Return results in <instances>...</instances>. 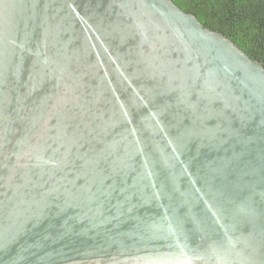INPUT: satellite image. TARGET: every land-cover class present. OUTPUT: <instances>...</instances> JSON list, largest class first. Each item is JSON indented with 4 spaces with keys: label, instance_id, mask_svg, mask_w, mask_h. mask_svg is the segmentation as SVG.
I'll use <instances>...</instances> for the list:
<instances>
[{
    "label": "water",
    "instance_id": "95a60500",
    "mask_svg": "<svg viewBox=\"0 0 264 264\" xmlns=\"http://www.w3.org/2000/svg\"><path fill=\"white\" fill-rule=\"evenodd\" d=\"M0 264H264V66L173 0H0Z\"/></svg>",
    "mask_w": 264,
    "mask_h": 264
},
{
    "label": "trees",
    "instance_id": "16d2710c",
    "mask_svg": "<svg viewBox=\"0 0 264 264\" xmlns=\"http://www.w3.org/2000/svg\"><path fill=\"white\" fill-rule=\"evenodd\" d=\"M264 66V0H173Z\"/></svg>",
    "mask_w": 264,
    "mask_h": 264
}]
</instances>
